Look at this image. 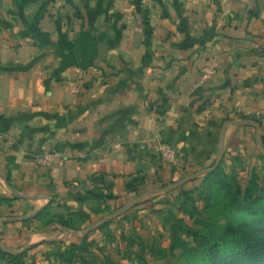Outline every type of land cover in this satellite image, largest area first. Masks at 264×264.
Returning a JSON list of instances; mask_svg holds the SVG:
<instances>
[{
	"label": "crops",
	"instance_id": "1",
	"mask_svg": "<svg viewBox=\"0 0 264 264\" xmlns=\"http://www.w3.org/2000/svg\"><path fill=\"white\" fill-rule=\"evenodd\" d=\"M29 1L0 0V174L31 198L0 178L6 248L42 207L118 204L135 178L166 183L160 143L192 171L216 161L226 122H260L264 139V0H73L98 40L88 70L72 52L75 9ZM236 132L254 128L228 127L225 146Z\"/></svg>",
	"mask_w": 264,
	"mask_h": 264
},
{
	"label": "rangeland",
	"instance_id": "2",
	"mask_svg": "<svg viewBox=\"0 0 264 264\" xmlns=\"http://www.w3.org/2000/svg\"><path fill=\"white\" fill-rule=\"evenodd\" d=\"M38 1L34 0L36 4ZM63 1L67 6H71L69 0ZM87 1L76 0L78 6H83ZM89 1H96L99 5L101 0ZM29 2L32 1L25 0V5ZM44 3L46 6H52L54 1L45 0ZM77 5L73 3V6ZM253 128L254 133L250 139L249 136L236 132L232 134L226 146L224 140V157L219 166L221 178L229 181L234 177L244 189L254 174L261 177L264 175L263 152L256 140L257 129L255 126ZM237 134L238 138L235 137ZM262 146L264 148L263 137ZM175 164L169 168L170 174L166 183L147 185L140 190V194L173 186L211 167L202 166L191 171ZM205 176H200L173 191L153 194L144 199H148L144 203L140 204L141 201L121 217L100 227L97 226L104 218L131 204L140 195L128 192L126 198L118 204L117 201L110 205L96 201L94 205L86 207L87 210L85 207L81 209L79 205L51 207L47 215L39 220L25 221V237L18 238L15 233L7 239V243L15 247L14 250L9 248L10 251L16 254L25 253L23 259L17 262L11 257L0 256V264H70L68 251L73 245H84L85 252H78V258L75 257L72 264H104L106 258L120 264H203L204 255L199 251H192L197 248L198 243L187 237L184 232H181L179 237L185 247L170 252L171 224L180 221L200 230L203 236L211 241H218L224 249H228L232 246V241L225 237L227 226H236L246 218L245 215L232 213L225 208L227 198H224V192L218 189L216 183L209 186ZM213 182L215 181L211 180L209 183ZM209 194L213 196L207 201ZM185 198H189L190 213L181 209ZM74 199L75 203L83 205L82 201H77L76 197ZM73 212H78L79 215H74ZM13 213H18L14 218L22 219L19 210ZM59 216L69 220L73 229L63 230L58 223ZM21 224L19 226L24 223ZM88 229L92 230L81 234ZM29 231H39L42 233L41 239L30 240L29 248L22 252L29 241ZM70 232L79 234L73 235ZM80 254L85 258V262L79 259Z\"/></svg>",
	"mask_w": 264,
	"mask_h": 264
},
{
	"label": "trees",
	"instance_id": "3",
	"mask_svg": "<svg viewBox=\"0 0 264 264\" xmlns=\"http://www.w3.org/2000/svg\"><path fill=\"white\" fill-rule=\"evenodd\" d=\"M75 9V17L81 21V29L76 34L74 40V46L72 49L74 58L79 67L84 70L93 68L94 62L98 57V40L90 29L86 28L85 18L78 7L73 6V1H68ZM258 124L260 122H257ZM264 144V139H263ZM264 159V154H262ZM215 163L211 166L213 167ZM210 167V168H211ZM221 168L219 167L213 173L205 176L206 183L209 186L216 185L218 189L224 192V198H227L225 202V208L232 213L245 215L238 225L229 224L225 231V237L230 238L232 246L228 249H224L218 241H211L203 236L200 230H196L182 222H173L171 224V244L170 252L176 249L184 248L182 240L179 237L181 232H184L187 237L193 238L198 246L194 252L199 251L204 255L203 264H264V175H253L246 188L237 182V179L232 177L229 181L221 178ZM215 181L209 183L210 181ZM145 185L144 178H135L126 185V191L141 195V187ZM185 196H188L184 193ZM213 194H209L207 201L212 198ZM17 200L16 198H12ZM148 200V199H147ZM142 201L140 204L144 203ZM5 199L4 202H8ZM52 207V204L48 205L36 218L33 220H39L47 215L48 211ZM181 209L186 213H190L189 198L181 203ZM78 212H73V214ZM74 214V215H75ZM79 215V214H78ZM58 223L65 229L72 230V224L69 220L63 216H59ZM84 253L85 246L73 245L68 251V262L72 264L75 257L78 258L77 253ZM80 254V260L85 262ZM0 256H8L17 262H20L24 254H12L6 253L0 250ZM82 257V258H81ZM104 264H120L112 261L110 258H106Z\"/></svg>",
	"mask_w": 264,
	"mask_h": 264
},
{
	"label": "water",
	"instance_id": "4",
	"mask_svg": "<svg viewBox=\"0 0 264 264\" xmlns=\"http://www.w3.org/2000/svg\"><path fill=\"white\" fill-rule=\"evenodd\" d=\"M229 126H255L256 129H257V134H256V140H257V143L259 144L263 154H264V148L262 146V134H261V127L258 123L256 122H250V121H247V120H243V121H232V122H226L224 124V126L222 127V130H221V135H220V142H219V150H218V154H217V159H216V163L213 167L211 168H208L206 170H203L201 172H198L184 180H182L181 182H178L177 184L173 185V186H170V187H166V188H163V189H160V190H153V191H149V192H146L142 195H140L134 202H132L131 204L117 210L116 212L112 213L111 215L107 216L106 218H104L99 224L97 227H100V226H103V225H106L107 223H109L110 221L112 220H115L119 217H121L122 215H124L126 212H128L130 209H132L133 207H135L136 205H138L141 201H143L144 199H146L147 197L153 195V194H157V193H164V192H170V191H173L175 189H178L180 188L181 186L187 184L188 182L200 177V176H203V175H207V174H210V173H213L214 171H216L222 160H223V157H224V140H225V135H226V132H227V129ZM0 178L4 181L5 185L7 186V188L12 192V194L14 195L15 198L17 199H23V200H31V198H28L26 196H23L21 195L17 190H15L7 181V178L4 177L2 174H0ZM45 207H42L40 208L39 210H37L36 212H34L31 216H27L25 218H23L21 221H29L31 219H34L36 218L43 210H44ZM16 221H19L17 219H10V220H4L3 222L5 223H11V222H16ZM61 227V226H60ZM63 230H66L64 227H61ZM92 229H88V230H85V231H82L81 234H87L89 231H91ZM71 234L73 235H78L79 233L77 232H70ZM29 244H30V240L27 242L25 248L22 250V252H25V250L27 248H29ZM0 250L6 252V253H12V254H15L14 252L10 251L8 248H6L4 245L0 244Z\"/></svg>",
	"mask_w": 264,
	"mask_h": 264
},
{
	"label": "built area",
	"instance_id": "5",
	"mask_svg": "<svg viewBox=\"0 0 264 264\" xmlns=\"http://www.w3.org/2000/svg\"><path fill=\"white\" fill-rule=\"evenodd\" d=\"M161 161L167 165L172 166L177 162L176 149L168 143H160L157 148ZM55 155L46 154L38 160V164L43 167H50L54 161Z\"/></svg>",
	"mask_w": 264,
	"mask_h": 264
}]
</instances>
